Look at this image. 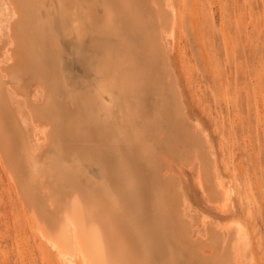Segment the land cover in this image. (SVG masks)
I'll return each mask as SVG.
<instances>
[{
  "label": "bare ground",
  "instance_id": "obj_1",
  "mask_svg": "<svg viewBox=\"0 0 264 264\" xmlns=\"http://www.w3.org/2000/svg\"><path fill=\"white\" fill-rule=\"evenodd\" d=\"M8 1L7 34L0 28V169L60 262L247 264L251 241L236 220L222 227L203 219L208 237L189 238L163 172L166 151L189 165L199 160V187L215 208L228 210L232 191L209 135L184 111L165 46L164 36L173 40L184 22L174 3ZM170 111L167 139L158 119ZM16 219L15 231L26 236Z\"/></svg>",
  "mask_w": 264,
  "mask_h": 264
},
{
  "label": "rangeland",
  "instance_id": "obj_2",
  "mask_svg": "<svg viewBox=\"0 0 264 264\" xmlns=\"http://www.w3.org/2000/svg\"><path fill=\"white\" fill-rule=\"evenodd\" d=\"M7 1L0 0V28L5 34L11 21V6ZM89 2L84 1L85 4ZM171 2L182 13L184 22L175 30L176 35L174 31L173 40L164 36V42L177 75L184 111L209 135L219 175L232 191L228 210L221 212L199 187L202 169L199 160L190 166L189 162H183L185 155L179 160L166 151L161 161L163 172L166 169L170 173L166 172V179L174 187L171 193L176 197V211L184 220L191 240L199 236L208 237V231L203 227L205 219L220 223L222 227L230 224L231 220L241 223L251 241L246 257L249 262L246 263L264 264V0ZM78 66V69L74 67V72L84 67ZM85 66L90 67L88 63ZM84 71L86 75L92 73L91 68ZM73 76L78 77L77 74ZM150 95L147 92L145 97L150 98ZM15 101L24 107L18 98ZM165 117H159L158 121L161 120L160 126L166 128L163 136L172 139L169 133L172 111ZM94 127L97 130L98 126ZM29 128L33 130L30 124ZM7 185L6 176L0 169V199L4 201L6 198L13 211L11 215L3 202L0 204V264H63L49 245L38 237ZM181 197L186 199L185 207H181ZM184 208L185 212H182ZM18 215L22 220L19 230L26 233L24 237L14 229ZM190 220H194V233L191 227L187 228ZM14 233L18 234L15 236ZM195 235L198 237L194 238Z\"/></svg>",
  "mask_w": 264,
  "mask_h": 264
}]
</instances>
